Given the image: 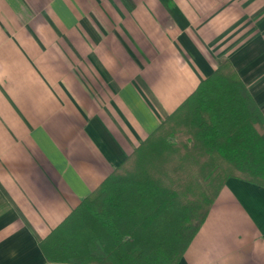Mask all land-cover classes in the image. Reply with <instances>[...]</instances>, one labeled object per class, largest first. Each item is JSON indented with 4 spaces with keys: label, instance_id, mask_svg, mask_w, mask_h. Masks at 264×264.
<instances>
[{
    "label": "crops",
    "instance_id": "crops-1",
    "mask_svg": "<svg viewBox=\"0 0 264 264\" xmlns=\"http://www.w3.org/2000/svg\"><path fill=\"white\" fill-rule=\"evenodd\" d=\"M229 61L264 116V0H0V264L39 243ZM178 264H264L229 178Z\"/></svg>",
    "mask_w": 264,
    "mask_h": 264
},
{
    "label": "trees",
    "instance_id": "trees-1",
    "mask_svg": "<svg viewBox=\"0 0 264 264\" xmlns=\"http://www.w3.org/2000/svg\"><path fill=\"white\" fill-rule=\"evenodd\" d=\"M229 178L264 188V116L225 60L39 248L56 264H178Z\"/></svg>",
    "mask_w": 264,
    "mask_h": 264
}]
</instances>
